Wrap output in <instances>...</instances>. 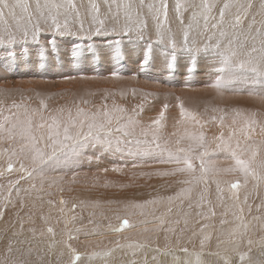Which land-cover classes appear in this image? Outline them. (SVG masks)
Instances as JSON below:
<instances>
[{
  "label": "snow or ice",
  "instance_id": "6c2138e0",
  "mask_svg": "<svg viewBox=\"0 0 264 264\" xmlns=\"http://www.w3.org/2000/svg\"><path fill=\"white\" fill-rule=\"evenodd\" d=\"M90 9L89 14L92 16L93 24L98 25L93 34L95 35H109L111 34L104 29L105 20L99 18L100 6L95 0H89ZM107 2V0H106ZM111 3L116 5L117 11L113 13V18L116 23H119V17L122 14L125 19V25L121 30L124 35H128L133 29L129 26L134 18H139V12L133 3V0H111ZM144 0H140V6H143ZM254 0H224V3L219 8L218 19L211 17L213 8L216 7L211 0H202L201 15L205 23V30H207L208 21L211 18L216 19V23H213L211 27L219 30V37L214 44L211 46L204 45L203 51L208 52L209 48L218 57L219 67L215 68L214 71L219 73L216 75L214 81L207 85L216 90L220 95L224 92L229 91H246L247 89H234L232 85L236 83V74L238 71L250 72L253 74L252 77H244L245 80L251 79L253 84H259V92L247 90L249 96L257 95L259 98L264 99V0H259V6L257 11L253 13L251 10L255 7ZM150 12L155 13V18L158 21L157 35L161 33L159 28L161 23L159 18L162 15L167 20L168 15V4L167 0H160L159 6L156 4L147 5ZM183 5L180 0H177L175 4V11L177 18L180 19V13ZM235 8L236 11L232 13V20L229 21L231 29H238L246 18L251 15V19L248 22L249 33L254 32L252 36L253 45L246 51L240 52L239 49L245 47L244 42H241L238 46L235 41L238 39L235 31L229 37V33L225 31V17L230 9ZM17 9L20 10L21 14H18ZM111 4L109 5V11L111 12ZM74 14L75 19L80 23V29L83 31V21L81 20L80 12L77 10L73 0H44L42 4L40 0H36L34 10L27 3V0H0V23L4 25L5 37L0 39V43L13 44L16 42L17 37L11 30L9 19H11L16 30L20 31L21 21L26 19V24L23 28L20 39L26 41L29 36V30L27 25H31V35L35 43L39 44L38 39L39 33L42 29L39 27L38 21L40 19H50L55 25V30L60 35L70 34L68 30V19ZM64 16V23L60 24L58 17ZM197 14L193 13V18ZM261 17L259 24L260 27H254L257 24L256 16ZM37 23L33 24V20ZM181 23L183 21L181 20ZM145 27L142 20H138L137 31H143ZM63 29V31H61ZM113 32L115 29L112 30ZM143 39L142 34L139 37ZM227 38V44L222 45L221 40ZM259 38L260 47L255 46V42ZM248 36L245 35L244 40L246 41ZM211 40V37H209ZM48 43L52 46V51H56V40L50 39ZM115 47L113 48L112 54L115 58H122L123 52L121 50L119 40L115 41ZM169 44L173 50L176 49V44L171 38H169ZM184 50L189 53L192 49L188 47V33H184ZM89 51H95L92 45H88ZM81 45L74 44L71 49V56L73 58L81 55ZM27 52V49H24ZM151 51V45L148 46V52L145 54L144 63L148 61V53ZM196 51H201L200 48H196ZM258 54L254 57L253 54ZM38 55L43 59L45 50L43 47L40 48ZM98 55V53H97ZM9 58H15V53L9 51L7 53ZM246 57V58H242ZM176 55L173 51L171 60L167 63L168 69H174ZM4 70H7L9 65H3ZM143 67V65L141 66ZM196 69V57H191L190 66L187 68L189 74L193 73ZM112 76L118 78L119 74L113 72ZM66 79H73V77H65ZM123 95V93H121ZM39 95V94H38ZM22 98L19 102L13 100L10 104H5L0 101V145L7 142L10 146L15 145L16 147H10L0 150V156L6 155L8 157L7 167L4 171L11 172L14 168V161L18 162L20 167L19 171L24 175H21L17 180L9 181L8 195L0 196V217H3L5 210L12 205L14 202L10 199L11 193L15 190L16 195L20 196L21 189L18 187L20 180L31 178L34 175H39L41 180L44 179L45 173L48 170L55 171L58 168H66L73 164H78L77 158L81 155L82 149L87 147L89 144H104L111 147L114 143L117 145L116 150L121 151L120 144H135L137 146L136 152H133L129 148L130 155L139 154L141 156H147L153 153L161 154V163H171L175 167L170 171H162L155 173L160 176H174L177 174H185L186 178L177 181L182 185H188L189 187H181L175 196H169L167 199L173 201L178 197H184L191 193L192 188L199 184H207L209 178L217 186V192L220 193L223 189L220 187V180L216 177L220 173H229L237 176L236 181H229L230 190L234 191L242 186L248 184L249 178L259 184L264 183V159L257 160L260 148L264 146V140L257 143L254 137L257 135V129L259 134L264 136V121L258 120V114L254 111H244L241 109H233L232 114L229 117L228 113H225L223 109L213 107L211 111L213 113L219 112L220 115H213L208 120H202L200 114L186 108L182 102L178 100V107L180 109V119L176 121V124L183 128V131H176L170 135L175 137L174 140L165 138L163 129L165 127L163 121L165 120V110L168 105L165 104L161 109L159 115L151 121L150 124L141 125L140 121L136 119L137 113L135 109L133 113L129 115L127 110L113 102L111 108L107 104L101 106L96 111H89L84 107H81V103L87 104V100L76 101L72 107L58 106L51 112H47V102L41 98L39 101V107L33 108L30 105L24 103ZM143 110V105H138ZM207 111V109H205ZM226 118H230V123H226ZM209 121H218L221 128L227 127L228 134L225 136L223 132L219 135L214 136L211 141L206 137L203 131L204 126ZM139 129V131H137ZM129 137L131 139H125ZM142 138V139H141ZM210 144H214L215 147L212 151H209ZM224 153L228 156L231 163L227 167H217L215 161H211L208 158L216 153ZM166 153V158L163 154ZM29 161L30 166L26 167L24 161ZM195 161H199L198 166ZM137 167V165H133ZM114 171H119L118 168H114ZM107 171V169H105ZM0 172V175H3ZM142 175H145L142 173ZM243 178V185L240 184L239 178ZM54 182V181H53ZM35 184L32 188H35ZM51 187V184L49 185ZM43 190L42 188L40 189ZM206 190V189H205ZM27 194L28 189H23ZM223 199V197H219ZM237 201L238 213L233 212V216L239 221L238 224L229 232V239L227 241H217V247L222 243L231 245V251L238 257V264H244L246 260L250 261L248 253L239 250L240 242L246 235L249 229V223L245 221L244 208L239 207V196L235 195ZM248 197L245 196L244 203L247 204ZM201 200L204 201L203 195ZM206 202V201H205ZM51 204L52 201H49ZM60 203L64 201L61 199ZM157 203L156 200L146 201L145 204ZM21 207H23V198L20 200ZM144 205L139 203L132 204L133 208H142ZM199 206V205H198ZM75 208V205L72 206ZM264 205H258L259 210ZM63 212V209H60ZM251 206H249V212ZM212 215H215L213 212ZM41 219H45L41 217ZM73 220L75 217L72 218ZM254 220H261V217H253ZM91 223V221H89ZM227 221L221 220L220 223L224 224ZM14 226V225H13ZM129 226L127 219L121 222V225L113 231H122L123 228ZM19 227L21 232H13V236L22 234L24 230V220L19 219ZM206 227V225L204 226ZM29 232L35 235L36 230L29 228ZM77 231H79L77 229ZM173 231V229H168ZM46 232L52 234L54 232L51 227L46 228ZM44 233L42 232L41 235ZM209 235H204L200 240L201 252L196 255V259L193 264H203L200 259L203 254L204 246L206 241L210 240ZM74 237L69 234L63 241H56L54 238L51 243L48 244L49 252L55 250L58 243H62L64 247L68 249L70 254V260L68 264H76L77 261L81 260V256L84 255L88 261H91L95 257L107 258L111 256L112 250L103 252H92V253H79L69 243ZM26 241L19 240L17 243L24 244ZM247 243L251 245L253 241L247 240ZM13 241L10 239L6 247V253L10 254L13 251ZM264 246V241H262ZM117 247H120L117 242ZM143 247V245H141ZM182 252H187V248L179 249ZM159 251V249L157 250ZM228 251V249H225ZM250 251V249H249ZM28 254L32 252L31 248L26 250ZM5 255V258L0 264H28L26 260L19 258H11L9 255ZM23 254V253H22ZM210 255H215L224 260V264H231L230 257L221 256L220 252H210ZM64 252L61 250L57 253V259L63 256ZM155 259V257H154ZM104 264H108L107 260H104ZM187 264V262H186Z\"/></svg>",
  "mask_w": 264,
  "mask_h": 264
},
{
  "label": "rangeland",
  "instance_id": "374dc122",
  "mask_svg": "<svg viewBox=\"0 0 264 264\" xmlns=\"http://www.w3.org/2000/svg\"><path fill=\"white\" fill-rule=\"evenodd\" d=\"M40 2L43 4L44 0H40ZM58 2H63V0H58ZM73 2L75 3L77 10L80 12L81 20L83 21V31H81L80 23L75 19L74 14L69 17V19H68V30L71 33H75V35H70L67 33L64 35H60L59 33L56 32L55 25L52 23V21L50 19H47V20L40 19L38 21V23H40L39 27L42 29V31L38 35V39H39L40 43L37 44L33 41L32 35H31V25H27V28L29 30L28 39H30V41L29 40L23 41L20 39V37H21L20 31L13 30L16 28V26H15L14 22L11 19H9V24L11 26V30L15 33L17 40L13 44H7L6 42L0 43V57H5L4 60L6 63H4V62L3 63L9 65L8 74L11 76V77L9 76L10 80H23V79H25L24 84L21 87H17V88L16 87H10V89L15 90L14 91V92H16L15 95L9 89H1V91L7 90V92H9V91L12 92V94L14 96L10 99L11 102L13 100L19 102L22 98H26V99H24V101L27 100V101H30L31 103L39 105L40 99L43 98L47 102V110L46 111H49V110L53 111L56 108L55 105H57V106L63 105V106H67V107H72L74 102H76V101L87 100L89 102L88 105H93L90 101L95 102V103L97 102V101H94L92 98H90L88 95L86 98L85 94L72 93L70 91L71 89H66V88L59 90L57 92V94H55V95H44V94H42V90H44V89H42L41 91H39V93H37L35 95L34 94L33 95H27L26 94V89L22 88V87H26V86H29L32 84H39L40 86H43V87L46 85L44 83L46 79L42 78V76H43L42 72L44 71L43 66L40 64L39 65L36 64L37 66H34V64L36 62H34V59L29 55L33 54L35 57H37L38 51H34V50L37 46L40 47V45H41V47H44V49L48 48L47 49L48 51L49 50L52 51V46L48 43V41L50 39L56 40V46L61 45L60 41H62V40H63L62 44H64V42H66L65 46L69 49L64 48V50L61 52L56 51L57 54L63 53V56H62V58L58 57V59L55 57V60L56 61L58 60L57 62L58 63L60 62L61 65L64 64V62L66 60H70L62 66L66 67V65H67L68 67L71 68L70 71H68V72H70V73H72V75H74L73 80L80 78L79 76H84V74L87 77H92V78H102V77H106V76L112 77V73L117 72L120 76H128V77L131 76V77H134L140 81H145L148 83H156L161 87L179 86V87L184 88V92H189V91H194L196 89H199L202 86H207V85L211 84L212 80L215 79L216 75L219 74L217 72L215 73V71H214L215 68L220 66L218 64V57L213 53L211 48H209L208 52L203 51V48H204V45L211 46L212 44H214L216 42L217 39H221L219 37V30L213 29L211 27V25L213 23H216V19H213L211 17H215L218 19L219 8L224 3V0H211V2L216 5V7L213 8V10H212L211 17L208 21L207 30H205V23H204V20L202 18V15L200 14L201 13L202 0H180V3L183 5V7L181 9V13H180V19L177 18V13L175 11V4L177 3V0H167V4H168L167 20L165 21V18L162 15L159 18V22L161 23V27L159 28V31L161 33L160 36L157 35L158 21L155 18V13L150 12L148 7H147V5H149V4H156L157 6H159L160 0H144L143 6H140V0H133L134 5L136 6L137 11L139 12V18L138 19L134 18L133 22L129 25L133 30L128 35H124L121 31L125 25V19H124L123 15L122 14L120 15L118 24L116 23V20L113 18V13H115L117 11V9H116V5L111 3V0H107V2H106V0H95V2L97 4H99V6H100L99 18L105 20L104 29L111 33L109 35H95V34L93 35L94 29L98 25L93 24L92 16L89 14V9H90L89 0H73ZM230 2H234V0H230ZM27 3L34 10L36 0H27ZM110 4H111V9H112L111 12L109 11V5ZM254 4L256 6L251 10L253 13H255L257 11V8L259 6V0H254ZM235 11H236V9L233 7L226 14V17H225L226 22H225L224 28H225V31H227L229 33V37L235 31V33L238 37V39L235 41L237 46L241 42H244V44H245V47L243 49L238 48V51L244 52V51L248 50L253 45L252 36L254 35V32L249 33V31H248V22L251 19V15L244 20L243 24L238 29L233 30L229 26L228 22L232 20V13H234ZM17 12H18V14L23 15L22 13H20L19 9H17ZM194 12L197 15L193 18ZM64 19H65L64 16L60 15L58 17L59 23L63 24ZM260 19H261V17L259 15H257L256 16L257 24L254 27H260V24H259ZM138 20H142L144 25H145L142 33L136 30ZM181 20L183 21V23H181ZM43 22L47 23V26H44L42 24ZM35 23H37V21L34 19L33 24H35ZM25 24H26V19L24 21H21L20 29L23 30ZM3 28H4V25L2 23H0V29H1L0 33L2 32L0 34V39H3L5 37V31ZM113 29H115L114 32L112 31ZM61 31H63V29H61ZM185 32L188 33V47L192 49L191 53L184 50V48H183L184 33ZM54 34H56V35H54ZM141 34L143 36V39L139 38ZM245 35L248 36V39L246 41L244 40ZM65 37L68 38L69 40L65 39ZM209 37H211V40H209ZM169 38H171V40H173L175 42V44H176L175 50H173L171 48V46L169 44ZM60 39H62V40H60ZM117 40H119L121 42L120 47H121V50L123 52L122 58H115L112 54L113 48L115 47L114 42ZM31 41L34 44V45L32 44L34 47L33 51H29V47H27V46H29V43L31 46ZM42 41H45V43H42ZM221 43H222V45L227 44V38L222 39ZM74 44H80L81 45V50H80L81 51V55H80L81 57L78 56V59H77V57L73 58L71 56V49H72V46ZM88 45H92L93 48L95 49V51H89ZM149 45H151V51H150V53H148L147 63H144L145 54H146V52H148V46ZM255 46L257 48L260 47L259 38H257V40L255 42ZM196 48H200L201 51L197 52ZM24 49H27V52H25ZM9 51H12L15 53L14 59L9 58L7 56V53ZM46 51H45V53H46ZM173 51H175V55H176L175 67H174V69L170 70L167 67V63L171 60V56H172ZM31 52H33V53H31ZM153 52H156L157 56H162L160 58H163L164 63L162 61L155 60L151 56V53H153ZM97 53H98V55H97ZM102 53H105V55H103ZM193 55L196 57V69L193 73L189 74L187 72V68L190 66L191 57ZM253 56L256 57V56H258V54L254 53ZM85 57H87V60H85ZM242 58H246V57H242ZM165 61H167L166 64H165ZM29 62L31 64H29ZM52 64H56V63H54V60H52ZM74 64H75V66H73ZM205 64L210 65V68H205L204 67ZM57 65L60 66L59 64H57ZM142 65H143V67H141ZM68 67H66V68H68ZM57 71H58L57 73L50 74L49 78L55 79L56 81H63V80L66 81L65 75L61 73L62 76H60L58 74L59 69ZM16 74L18 75V77L13 76ZM26 74H27V76H26ZM245 76L252 77L253 74L250 72H241V71L237 72L236 84H238V82H237V79H238L239 85H241V87L238 86L236 89H245V87L246 88L248 87L249 90L254 91L256 88H260V85L258 83L253 84L251 79H248L247 81H245V79H244ZM240 82H243V83L241 84ZM55 84H56V82H53L51 84L52 87L48 85L50 87L49 89H54ZM30 87L32 88L33 86H30ZM241 92L243 94H241ZM232 93L233 92H231V94ZM236 93H237V91H236ZM245 93L247 95V90L245 92L239 91V93H237L236 95L242 96V95H245ZM47 94H51V93L48 92ZM89 94H91V93H89ZM45 96L49 99L51 98L50 99L51 101L47 100ZM130 96H134V95L131 94ZM176 96L177 95H172L170 97H171V99L176 100ZM188 96H190V95L185 94L184 98H186ZM64 97H66V98H64ZM124 97H129V96H124ZM153 98H154V94L150 93V98L141 99L138 97H134L132 99H123L120 103H116V104L124 107L127 110V113L129 115H131L133 113V110L135 109V112L137 113L136 119L140 121L141 125H147V124L151 123L150 122V121H152L151 118L154 120V117L156 116V113H157V111L154 110V108L153 109L152 108L147 109L148 108L147 103H149L151 101V99H153ZM2 100H4V99L0 98V101H2ZM5 100L8 101V98H5ZM124 103L125 104L126 103L132 104L134 106V108L132 109V108L128 107L127 105H125ZM233 104H235L236 106L238 105L236 102V99H234V98L229 102L230 109H232V108L234 109V107L232 106ZM83 105L84 104L81 103L80 106L83 107ZM138 105H143L142 111L138 107ZM109 108H111V106H109ZM149 110H151V111H149ZM176 110H177V108H172L169 111L175 112ZM147 111H149V112H147ZM179 112H180V109L177 110V114L174 113L175 117L165 115V120L163 121V123H164V125H165V123H168V125H165L166 128H169V127L172 128L173 127V128H176V129H174L176 131H178V129H179V131H183V129H181L182 127H180L176 124V121L180 119V114L178 115ZM223 128H221V126H217V128H215L216 129L215 131H217L218 129H219V131H217L216 133H212L211 137H209L210 135L208 136V134H210L209 131H207L205 133V135L209 139V141L212 140L213 136H215V135L217 136L221 132H223V133L225 132L224 134L227 136L228 128H226V129H223ZM137 131H139V129H137ZM213 134H215V135H213ZM258 138H259L258 135L256 137H254V139L257 143H259L261 141V139L260 138L258 139ZM125 139H128V138L125 137ZM210 145L211 146H209V151H212V149L214 148L215 145L214 144H210ZM90 146H92L93 148L98 147V148H101L102 150H106V151L109 150L110 152L113 153V155L117 156V158L123 156L122 158H124V159L121 158L122 161H125L126 163L128 162V164L124 165L123 168L120 167L121 170L127 169L129 167H133L135 162L138 163L140 168L145 166V162L147 164H150L152 166V169L148 168L151 166H148L146 164V166H147V167L145 166L146 170L145 169L136 170L135 176H133V174L131 175L132 181L137 180L138 183L141 181H143V182L147 181L148 185H151V184H149V182L151 181L150 178L153 177V175L155 173L161 172L162 170L166 169V168H164V166H167V164H168V163L167 164L166 163L165 164L160 163V161L158 160V155H161L160 153H153L154 155L158 154L157 156L156 155L154 156L153 154L147 155L145 157L146 161L142 160L144 158L141 157V155L136 154V155L130 156L129 155V148H131L132 151H134L133 149L136 150V148H137V146L134 143L131 145L123 144V143L120 144L119 147H120L121 151L116 150L117 145L115 143L111 147H108L107 145H104V144H95V145L89 144L84 149H86ZM10 147H16V146L15 145L10 146L7 142H5L4 144L0 145V150L10 148ZM263 149H264V146H262L260 148L258 156L260 155V153ZM163 155H166V154L164 153ZM79 157L77 159H79ZM149 157L152 159L147 160V158H149ZM210 157L208 158L209 160H210ZM220 159H223V158H220ZM7 161H8V157L6 155L0 156V172L4 173L3 175H0V196L8 195L7 189L9 186V181L17 180L20 177V175H24L23 173H21L19 171L20 165L16 161L13 162L14 163L13 171H11V172L4 171L5 168L7 167ZM158 161H159V164H158ZM153 162H155L157 164L155 165V163H153ZM24 163H25L26 167L30 166L29 161L26 160V161H24ZM152 163H153V165H152ZM195 163L198 166L199 161H195ZM160 164H162V166L163 165L164 166L162 167ZM153 166H154V168H153ZM142 170H143V173L145 175H142V173H141ZM128 173L129 172H127L126 174H128ZM50 175H52L53 178H55L57 176L63 177L60 179L55 178V179L62 181L61 184L56 189H53V188H55V185L51 184L46 179L45 183L41 184V187H39L35 190L34 189H28V193L26 194L24 191H22V189H21L22 185L20 184L21 182H23L25 180L24 179L23 181L20 180V183L18 185V187L21 189L20 196L15 195L16 194L15 190L12 191L11 196H10L11 200H14V199H20L21 200V198H23V204L25 206L27 205L26 207L29 208L28 205H31L34 208V210H33L34 215L32 213L31 215L26 214L25 216L21 217L24 220V226H26L28 224H34L35 223V225L40 226V229L38 230L34 226L33 228L36 230V232H35V235H33L32 232L29 233V231H27L28 229H25L26 227H24L22 234H19L17 236H13L12 233L14 231L17 233H20L21 230L19 227V219H17L16 217L12 218L13 216H15V215H13V214H15V211L13 209L10 210V208L8 207L5 210V214L3 215V217H0V262H2L4 260L5 255L7 254L6 253V247H7L8 241L11 239L13 241V245H12L13 251H12V253L7 254L11 258H19V259L26 260L28 262V264H43V261H45V258H47V260H49V262L52 264H61V263L68 264V261L70 260V254L68 252V249L66 247H64V245L62 243H58L56 245L55 250L52 252H49V250H48L49 238L47 237V236H49V237H52V240L54 238L56 241H61L60 236L66 234L67 228L64 227V225H63L62 228H64V230L62 229L59 232H57L56 236H54V237L52 234H50V235L49 234H43L42 236L39 234L42 231V229L44 228L43 225L46 224V226L48 227L49 222H50L49 220H50L51 216L53 217L54 214L58 215V214H56V213H58V210H56V206H59V203H60L59 199H62L65 204H68V205L62 206V208L65 209V212H67L66 211L67 207H69L71 205H75V208H73V211L77 212L78 214H81L83 216L82 212H87L89 216H96L97 209H100L103 204L109 205V203L105 200L106 199L105 196H107L106 188L109 190L110 188H112V187L114 188V186H115V189H117V191L120 190L121 194L127 193L128 189H129V188H127V185H121L120 184L121 182L119 183L118 180H115L116 178L115 179H108L107 178V182L104 184V187H105L104 188L103 185H101V182L98 181L97 179H95V178L99 179L101 176H95V178L94 177L92 178L93 182L91 185L93 186V188L94 187H97V188L100 187V189L96 188V189H93V191H90L92 197L87 198L86 199L87 202L84 203V205H82L80 203L79 199L82 197L88 196V193L85 190H83L81 188L78 190H75L74 186L71 185L69 187V191L72 192L73 194L63 193L64 190H63L62 184L66 180H71L69 178V175L65 171H62L59 168L56 169L55 171L50 170V172L46 174L47 178H50ZM125 175L123 178V180L125 179L124 183L127 182V180H126L127 178H125ZM134 177L135 178L137 177V178L134 179ZM158 177L160 178L161 176L155 174V178H158ZM64 178H67V179H64ZM26 179H28V178H26ZM94 179L96 181H94ZM40 180H41V177H40ZM109 180L110 181L112 180L111 184L110 183L108 184ZM229 181H236V180L230 179V180H228V182ZM228 182L221 187L223 189V191L220 192V195L228 197V199L230 201H231V199L235 200V197L233 196L234 191L229 190L230 188H229ZM239 182H240V184H242L243 178H240ZM50 184H51V187H49ZM28 185L30 187H32L31 184L28 183ZM110 185H111V187H110ZM131 185H132V183H131ZM256 185H257V182L252 180L251 178H249L248 184L246 186H242L239 189H237V195L239 196V199L244 200L245 196H247L248 197L247 202H248L249 200L255 198L256 196H259L260 192H261V185L259 184L258 187ZM108 187H110V188H108ZM196 187L197 186H195L194 188H196ZM41 188L43 189L42 191L40 190ZM45 189H50V190H52V192L54 191V194L53 195H47V190H45ZM101 189H102V191H101ZM140 189H142V191H139V188L135 187V188H132L128 193H132L133 198L140 199L141 202H144L146 200L147 196L144 198V196L138 197V195L140 193H145V192L147 193V191H145L144 188H140ZM98 191L101 192V194ZM104 191H106V192H104ZM138 192H139V194H138ZM98 194L103 196V197L97 196ZM121 194L117 200H121ZM220 195L218 192L216 193L215 203H216V206L218 208V211H217L218 214L216 217V222H214L212 224V226L217 224V225H215V227H218V228H221L224 225V224L220 223L221 220L228 221V215H227L228 211L227 210L229 208H233L231 211V214H230V218L233 219L234 221L236 219L233 216V212H237L239 210L238 208L235 209L233 205L231 207H225L219 198ZM122 197H123V195H122ZM24 198H25V202H24ZM56 199H58V202L55 201ZM185 199H186V196H184V200ZM117 200H112V202L114 203V201L116 202ZM49 201H52V203L50 204ZM260 201H262V200L257 201L255 203V205L260 203ZM54 202H56V203L53 204ZM253 202H251V203H253ZM32 203H34V204H32ZM24 205L22 208L27 210L28 208H25ZM50 205H51V208L54 207L55 210H53L54 208L51 209ZM34 206H36V207H34ZM246 206H247V208H249V206H251V205L246 204ZM37 207L38 208L40 207V209H37ZM111 207H113V206L111 205ZM148 207H151V205H148ZM41 208L44 209V212H42L43 209L41 211ZM251 209L253 210V207H251ZM7 210H10V212H11L10 214H8V216L12 215L11 219H10V217L7 216V213H6ZM52 210H53V212H52ZM185 210H186V206L184 205V211ZM38 212L39 213L42 212L43 214L41 213L40 215H38L39 214ZM65 212L62 213L61 211H59V213H61L60 215H64ZM77 213L76 214L71 213V215H70V212H67L65 214V216H68V218L75 217V219H76V218H78ZM114 214H117V213L114 212ZM42 215H44V217H45V220H43V221H41L42 219L40 220ZM256 216H257L256 213H254L253 211L244 212L245 221L249 223V226H253V229H255L253 235L249 234V238L242 239L245 244H247L246 242L248 239H251L253 241V243L251 245L246 246L250 249V251H249V249L247 248L249 252H246V253H248V255L250 257V261L246 260L244 262V264H264V257H263L264 256V246H262V241H264V236H263L264 233H263L261 226L258 227V224H256L257 220L253 219V217H256ZM171 217H172V215L165 216V217L160 216L158 218H155V220H152L151 218L146 219V217H144V218L138 219L140 221H138V220L134 221L132 219V220L128 221L130 226L123 228V230L118 232V233L124 234V233L129 232L133 229L135 230V229L141 228V227L153 229L155 226L156 228L157 227L159 228L161 226H158V225H164L163 222H168ZM124 219L125 218H122L119 221L122 222ZM83 222H84V219H81L77 225V227L78 226L79 227L73 229V231L71 232V234L73 235V237L75 239V243L78 245L77 250L81 249V247H82L81 244H85V243L89 242L90 237L93 239L94 243H95L97 238L105 239L106 243H108V241H109V243H111V241L109 240L110 237L113 236L114 234H117V233H112L113 228L110 229L111 230V232H110L109 227H111L112 225L107 224L106 226L103 225L101 228L100 227L95 228L97 230V232H96V230H94L92 234L83 235L84 231H83L82 226L85 224V223L82 224ZM235 222L239 223L238 220H236ZM152 223H154L155 225H153ZM159 223H161V224H159ZM226 223L229 226L228 222H226ZM72 224L74 225V222ZM151 225H153V226H151ZM117 226L119 227L120 225H117ZM77 229L79 231H77ZM90 229H92V228H86L87 231ZM53 232H54V230H53ZM100 232H102V233H100ZM105 232L107 233V235H104V234H106ZM226 232H227L226 236H224V237L219 235V233L216 232L217 238H216V236L214 237L213 231L208 234L211 238H210V240L206 241L204 251H203L204 254L201 255V259H202L201 261L203 262V264L209 262V260L213 261L210 264H224L223 259H221L218 256L209 254L211 251H209L207 249H210V248L220 252L221 256H222V254L229 253L228 257H230V259H231V264H238V257L235 255V253H233L231 251L230 244L222 243V244H220L219 247H217V241L218 240L227 241L226 237L229 236V232H230L229 229H227ZM59 233H61V234H59ZM57 236H58V238H57ZM19 240H24L26 242L24 244H19V243H17V241H19ZM173 240H175V237L173 238ZM115 241L118 242V240H115ZM112 244L116 245L114 247V250L117 249V244H115L113 241H112ZM71 245L75 246V244H71ZM28 248L32 249V252L30 254H28L26 252V250ZM181 248H186V247L184 246ZM152 249L153 248H148V247H145V248L142 247L140 249H136V247H132V245H131L129 249H124V251L128 252V253H125V252L123 253V252L115 250L111 254V256L107 257L106 260H107L108 264H186V262H187V264H193V262H194V261L190 262L189 260L186 261L187 259L186 260L184 259L185 255H184V252L179 250L180 246H178V248H177V246H174L173 248H171L170 246H167V247H162L161 249L159 247H156V250L159 249L160 252H152V253L159 254L157 260L151 261V260H148L147 258H141L140 257L141 255H143L145 257L147 253H150L152 251ZM225 249H228V251H225ZM61 250L64 252V255L59 257V259H57V253ZM108 250L109 249H105L104 251H108ZM163 250H165V251H163ZM166 251H169V254H167ZM200 252H201V250H200ZM125 254H131V255L133 254L132 255L133 260H134L133 263H128L127 261H125V259H124ZM40 256H42V257L40 258ZM204 256H206L208 259L204 258ZM173 257H177L180 259H179V261H176L175 259H173ZM81 258L83 259V257H81ZM104 260L105 259H102V261H104ZM34 261H38V262L33 263ZM76 264H87V263L86 262L82 263V261L80 260L79 262L77 261ZM93 264H95V262ZM98 264H101V263H98Z\"/></svg>",
  "mask_w": 264,
  "mask_h": 264
},
{
  "label": "bare ground",
  "instance_id": "6f19581e",
  "mask_svg": "<svg viewBox=\"0 0 264 264\" xmlns=\"http://www.w3.org/2000/svg\"><path fill=\"white\" fill-rule=\"evenodd\" d=\"M42 24L44 26H47V23H45V22H43ZM13 30L17 31L16 28ZM22 31L23 30L20 29V34H22ZM54 35H56V34H54ZM65 39H68V38L65 37ZM27 40L30 41V39H28V38H27ZM60 40H62V39H60ZM62 41H60L61 45L56 46V51L61 52L64 50V48L69 49L65 46L66 42H64V44H62ZM42 43H45V41H42ZM32 44L33 43L31 41V46H30V43H29V46H27V47H29V51L34 50V47H33L34 44L33 45ZM40 48H41V45H40V47L37 46L34 51H38V53H39ZM47 49H44V50L46 51ZM56 51L53 52L51 50H49V51L47 50L43 59H41L39 57V55L37 57H35L33 54L31 55L29 53L30 54L29 56H31L34 59V62H36L34 64V66H37L39 64L43 66L44 71L42 70L43 71L42 72L43 73L42 78L46 79L44 82L46 85L44 87L40 86L39 84H32V85L26 86L29 90L26 87H22V88L26 89L27 95H33V94L35 95V94L39 93V91H41L42 89H44V90H42V94H44V95H55V94H57V92L59 90H61L63 88L71 89L70 91L72 93L85 94L86 98L88 95L94 101H97L96 103L90 101L93 105H88L89 102L87 104L83 105V107L89 111H96L98 108H100L104 104H107L108 106H112L113 102L120 103L123 99H132L134 97L146 99V98H150V93H153L154 98L151 99V101L149 103H147V107H148L147 109H150V108L153 109L154 108V110L157 111L154 119L157 117V115H159L161 109L163 108V106L165 104L168 105L167 109L165 110V115L175 117L174 113L177 114V110L179 109V107L177 106L178 105L177 98H179V102H182L186 108L191 109V110L197 112L198 114H200L202 120H208L209 117H211L213 115H216V116L220 115L219 112L213 113L211 111V109L213 107L223 109L224 112L228 113L229 117H230L232 114L233 108L230 109L229 102L234 98V99H236V102L238 104L237 106L235 104L232 105L234 107V109H241V110H244L246 112L247 111H254L258 114V116H257L258 120L264 121V99L259 98V96H257V95L249 96L248 91H247V95L245 93V95H242V96L236 95L237 93H239V91L237 93H236V91H232L233 92L232 94H231V92L226 91V92H224L223 95H220L216 92L215 89L208 87V86H202L201 88L196 89L194 91L184 92V88L179 87V86L161 87L156 83H148L145 81L137 80L136 78L131 77V76L128 77V76H120V75L118 76V78H115L113 76L112 77L106 76V77H102V78H92V77H87L84 74V76H79L80 78L75 79V80L66 79V81L65 80L56 81L55 79L49 78V75L52 73H57L58 69H59L58 74L60 76H62L61 75V73H62L65 75V77H73L74 78V75H72V73L68 72V71H70L71 68L68 67L67 65H66V67H68V68L62 66L70 60H66L64 62V64L61 65L60 62L59 63L57 62L58 60L57 61L55 60V57L57 59H58V57L62 58L63 53L57 54ZM31 53H33V52H31ZM102 54L105 55V53H102ZM151 56L155 60L162 61L164 63L163 58H160L162 56H157L156 52L151 53ZM4 59H5V57H0V66H1L0 67L1 68L0 69V98L4 99L2 101L5 104H10L11 103L10 99L16 94V92H14L15 90L10 89V87H16V88L21 87L24 84L25 79H23V80H10V78H9L10 75L8 74V69L4 70V67H3V65H5L4 63H6ZM77 59H78V57H77ZM52 60H54V63H56V64H52ZM85 60H87V57H85ZM166 62L167 61H165V64H166ZM29 64H31V63L29 62ZM57 64H59L60 66H58ZM73 66H75V64ZM204 67L210 68V65L205 64ZM16 75H13V76L18 77V75L17 76ZM26 76H27V74H26ZM245 77H247V76H245ZM213 80H212V82H213ZM245 81H247V80H245ZM53 82H56L55 88L49 89L50 88L49 86L52 87L51 84ZM237 82H238V84L234 83L232 85V88L236 89L238 86L241 87V85H239L238 79H237ZM240 83L242 84L243 82H240ZM30 86H33V87L31 88ZM1 89H9L13 92L14 95L10 91L9 92H7V90L1 91ZM245 89L249 90L248 87L247 88L245 87ZM259 90H260V88H256L254 91L258 93ZM48 92H50L51 94H47ZM89 93H91V94H89ZM121 93H123V95ZM130 93L134 96H130L131 95ZM185 94H188L190 96L184 98ZM241 94H243V93L241 92ZM172 95H177L176 100L171 99L170 96H172ZM124 96H129V97H124ZM5 98H8L9 102L6 101ZM64 98H66V97H64ZM46 99L51 101L50 100L51 98L49 99L46 97ZM24 103L27 105H30L33 108L39 107V105L31 103L30 101H27V100H25ZM125 105H127L128 107H130L132 109L134 108V106L132 104L126 103ZM55 107L57 108L58 106L55 105ZM172 108H177V110L175 112H170L169 110ZM205 109H207V111H205ZM149 111H151V110H149ZM149 111H147V112H149ZM47 112H51V110L46 111V114H47ZM179 114H180V112L178 113V115ZM151 120H153V119L151 118ZM226 123H230V118H226ZM165 125H168V123H165ZM217 126H220L218 121H209V123H207L204 126L203 131L205 133L207 131H209L210 134H208V136L210 135L209 137H211L212 133H216L217 131H219V129L217 131H215L216 130L215 128H217ZM226 128L227 127H224L223 129H226ZM174 129H176V128H173V127L172 128L171 127L166 128L165 127L163 129L165 138L174 140L175 137L170 135L171 133L176 131ZM181 129H183V128H181ZM213 135H215V134H213ZM257 135L259 136V138L261 140H264V136H261L259 134V129H257ZM127 138L131 139L129 137H127ZM133 150H134L133 152H136L135 149H133ZM137 155H139V154H137ZM166 155H163V157L166 158ZM122 157L117 158V156L113 155V153L110 152L109 150L106 151V150H102L101 148H98V147L93 148L92 146H90L86 149H82L81 155H80L79 159H77L78 164H73V165L66 167V168H64V167L59 168L60 170L65 171L69 175V178L71 179V180H66L62 184L63 190H64L63 193L73 194L72 192L69 191V187L71 185L74 186L75 190H78L81 188L88 193L87 197H82L79 199V201L82 205H84V203L87 202L86 201L87 198L92 197L90 191H93V189L97 188V187L93 188V186L91 185L93 182L92 178L93 177L95 178V176H101L99 179L98 178H95V179L100 181L101 185H103V187H104V184L107 182V178L108 179H115L116 178L115 180H118L119 183L121 182L120 183L121 185H127V188H129V189H128L127 193L121 194L120 190L117 191V189H115V186H114V188L113 187L110 188L111 187V185H110V187H108V188H110L109 190L106 188L107 196H105V198H106L105 200L109 203V205L103 204L100 209H97L96 216H89L87 212H82L83 216H84L83 217L81 214H78L77 212L73 211V207H72L73 205L70 204L71 206L67 207L66 211L70 212V215H71V213H75V214L77 213L78 214V216H77L78 218L72 220V217L68 218V216H65V214L67 212H65V209L62 208V206L68 205V204H65V203L60 204L59 203V206H56V210H58V213H56V214H58V215L54 214L53 217L51 216V218L49 220L50 222L48 225V227H51L54 230V234H55L54 236H56V233L59 232L60 230H62V229L64 230V228H62L64 225V227L67 228V231L65 230L66 231L65 235L60 236V238H61L60 240L61 241L65 240L67 238V236L69 234H71L73 229L79 227V226L77 227V225L81 219H84V222L82 224L85 223L82 226L83 231H84L83 235H88V234H92L93 231L96 230L95 228H97V227L101 228L103 225L106 226L107 224L112 225L111 227H109V230L111 228L115 229L116 227H118L117 225H121V221H119V220H121L122 218H125L128 221H130L132 219L134 221H136V220L144 218V217H146V219L151 218L152 220H155V218H158L160 216L165 217V216L172 215V217L170 218V220L168 222H163L164 225H158V226H161L159 228L158 227L156 228L155 226L153 229L141 227V228H137L135 230L133 229V230L126 232L124 234L118 233L120 231H113L112 230V233H117V234H114L113 236H111L110 239L108 238L111 241V243H109V241H108V243H106L105 239H102V238H97L95 243H94L93 239L90 237V241L85 243V244H81L82 245L81 249L77 250L78 245L75 243V239H73L69 243L75 244V246L73 245L72 247H74L79 253L84 254V253H92V252H103L105 249L112 250V253L115 250L124 253L125 252L124 249H129L131 245H132V247H136V249L142 248L141 245H143L144 248L148 247V248H153V249L150 253H147L145 257L143 255H141L140 257L141 258H147L148 260L152 261V260H157V258L159 256V254H157V253H152V252H160V251L156 250V247H159L161 249L162 247H167V246H170L171 248H173L174 246H177V248H178V246H180V249H181V247L185 246L188 249V251L184 252V255H185L184 259L185 260L187 259L186 261L189 260L190 262H193L196 259V255L198 253H200V250H201L200 240L204 235H208L209 233H211L213 231L214 237L216 236V238H217L216 232L219 233V235L224 237V236H226L227 229H229V231H231L235 227V225L238 224L235 222L236 220L234 221L233 219L230 218V214H231V211L233 208H229L227 210L228 211V213H227L228 221L227 222H228L229 226L227 225V223H224L223 227H221V228L215 227V225H217V224L212 226V224L214 222H216V217L218 214V212H217L218 208H217L216 203H215L217 186L212 181L211 177L209 178V181L206 185L205 184H199V185H196L197 186L196 188H194L195 187L194 186L192 188L191 193L186 196L185 200H184V197H178V198L174 199L173 201H169L167 199V197L175 196L181 187H189L188 185H182V184L177 183V181L186 178L185 174H177L174 176H161L160 178L159 177L155 178V174H154L153 177L150 178L151 181L149 182V184H151V185H148L147 181H145V182L141 181L138 183L137 180L132 181L131 175L133 174V176H135L136 170H141V169L146 170V167H147L146 164L147 163L145 162L146 167L143 166L140 168L138 163L135 162V165H137V167H129L127 169L121 170V168H123L124 165L128 164V162L126 163L125 161H122V159H124ZM141 157L144 158L142 160H145L146 156H141ZM220 158H223V159H220ZM148 159L150 160L152 158L149 157V158H147V160ZM160 159H161V155H158V160L160 161ZM261 159H264V149L261 151L260 155L257 157L258 161ZM210 160L215 161L216 166L220 167V168L227 167L231 163L228 156L222 152L216 153L215 155H212L210 157ZM159 161H158V164H159ZM153 163H155V162H153ZM153 163H152V165H153ZM156 164L157 163H155V165ZM162 164H165V163H162ZM162 164H160V165L162 166ZM147 165L151 166L150 164H147ZM117 167H118L119 171H114L113 169L117 168ZM174 167H175L174 164L168 163L167 166H164V168H166V169H164L162 171H170ZM148 168L152 169V166L148 167ZM153 168H154V166H153ZM105 169H107V171H105ZM49 172H50V170L46 171L43 180H40L39 175H34L31 178L25 179L24 180L25 182L22 180L23 182L20 183L22 185V187H21L22 191H23V189H34L35 190V189L41 187V184L45 183L46 179L51 184H54L55 188H53V189H56L62 182L61 180H58V179L63 178V177L57 176L55 178H58V179H55V178H53L52 175H50V178H47L46 174ZM127 172H129V173L126 174ZM141 173H143V170ZM124 175H125V178H127L126 183H124L125 179L123 180ZM136 178L134 177V179H136ZM240 178H242V177H240ZM64 179H67V178H64ZM95 179H94V181H96ZM216 179L220 180V182H221L220 187H222L230 179L237 180V176H235L233 174L222 172L216 177ZM28 183L31 184V186L33 184H35L36 187L32 188L28 185ZM109 183L111 184L112 180L111 181L109 180L108 184ZM131 183H132V185H131ZM241 185H243V182ZM260 185H261L260 195L249 200L247 202V204H249V205H251V207H253V210L251 209V211L256 213L257 216L261 217V220H257L256 224H258V227L261 226L263 233H264V207H261L259 210L257 209L258 205H264V183H261ZM135 187L139 188V191H142V189H140V188H144L145 191H147V193L145 192V193H140V194L138 192V194H139L138 197L144 196V198H145L147 196V198L144 202H141L140 199L133 198L132 193H128L132 188H135ZM97 189H100V187ZM45 190H47V195H53L54 194V191L52 192V190H50V189H45ZM101 191H102V189H101ZM104 192H106V191H104ZM99 193L101 194V192H99ZM120 194H121V200H117L119 198ZM122 195H123V197H122ZM201 195H203L204 201L201 200ZM219 195H220V193H219ZM235 195H237V190H235V194L233 193L234 197H235ZM97 196H101V195L98 194ZM101 197H103V196H101ZM220 197H221V195H220ZM222 197H223V199H220V200L222 201V203L225 207H231L233 205L235 209L238 208L236 199L235 200L231 199V201H230L228 199V197H226V196H222ZM60 200L61 199H59V201ZM112 200H117V201L116 202L114 201V203H113ZM149 200H156L157 203L145 204V202L149 201ZM259 200H262V201H260V203L255 205V203ZM12 201L14 202L15 206L13 207L12 205H10L9 208H10V210L13 209L15 211V214H13L15 216H13V217H12V215L8 216V214L11 213L10 210H7V212H6L7 216L10 217V219H11V217L12 218L16 217L17 219H20L22 216H25L26 214L31 215L33 213V215H34L33 206L28 205L29 206V208H28V207H26L27 205L25 206L23 204L25 206V208H28L26 210V209L21 207L20 199H14ZM55 201L58 202V199H56ZM24 202H25V198H24ZM251 202H253V203H251ZM55 203L56 202H54L53 204H55ZM134 203H139V204H142L144 206L142 208H133L132 204H134ZM32 204H34V203H32ZM111 205L113 207H111ZM148 205H151V207H148ZM184 205L186 206L185 211H184ZM34 207H36V206H34ZM40 207L39 208L37 207V209H40ZM239 207H243L244 212L249 211V208H247L246 204L244 203V200H242V199H239ZM50 208H51V205H50ZM52 208H54V207H52ZM42 209L43 208H41V211H42ZM60 209H63V211L65 212L64 215H60L61 214V213H59ZM53 210H55V208ZM53 210H52V212H53ZM42 212H44V209ZM64 212H62V213H64ZM114 212H116L117 214H114ZM213 212L215 213V215H212ZM41 213H39L38 215H40ZM237 213H238V211H237ZM42 217H44V215H42ZM40 220H41V218H40ZM43 220H45V219H42L41 221H43ZM89 221H91V223ZM138 221H140V220H138ZM73 222H74V225L72 224ZM161 223H159V224H161ZM152 224L155 225L154 223H152ZM153 225H151V226H153ZM205 225H206V227H204ZM34 226L38 230L40 229V226L35 225V223L34 224H28L24 227H26L25 229H29V228H33ZM43 227L44 228L42 229V231L39 234L41 235L42 232L44 234H49L46 232V228H47L46 224L43 225ZM86 228H92V229L87 231ZM168 229H173V231H168ZM254 230L255 229H253V226H249V230L247 231L246 235L242 239L249 238V234L253 235ZM96 232H97V230H96ZM102 232H100V233H102ZM110 232H111V230H110ZM59 234H61V233H59ZM104 235H107V233ZM263 236H264V234H263ZM47 237L49 238L48 242L51 243L52 237H49V236H47ZM174 237H175V240H173ZM57 238H58V236H57ZM228 238H229V236L226 237V240H228ZM115 240H118L120 247H117V249L114 250V247L116 245H113L112 241L115 244H117V242ZM246 246H249V244L248 243L245 244L244 241L241 240L239 250L242 252H249L248 251L249 248ZM207 250H209L211 252H218V251L211 249V248L207 249ZM163 251H165V250H163ZM125 253H128V252H125ZM166 253L169 254V251H166ZM203 254H201V255H203ZM228 254L229 253L222 254V256L228 257ZM132 255L131 254H125L124 255L126 257V258L124 257L125 261H127L128 263H133L134 260H133ZM41 257L42 256H40V258ZM81 257H83V259L81 258L82 263L86 262L87 264H93L94 262H95V264H98V263L103 264L104 261H102V259H107L104 257H95L91 261H88L84 255H82ZM154 257H155V259H154ZM204 258L208 259L206 256H204ZM173 259H175L176 261H179L180 258L173 257ZM200 259H201V256H200ZM36 262H38V261H34L33 263H36ZM212 262H213L212 260H209V262H207L205 264H210ZM46 263L52 264L49 262V260H47V258H45V261H43V264H46ZM61 264H64V263H61Z\"/></svg>",
  "mask_w": 264,
  "mask_h": 264
}]
</instances>
